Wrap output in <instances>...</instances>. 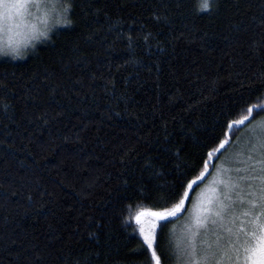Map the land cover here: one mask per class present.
I'll return each mask as SVG.
<instances>
[{
	"label": "snow or ice",
	"instance_id": "1",
	"mask_svg": "<svg viewBox=\"0 0 264 264\" xmlns=\"http://www.w3.org/2000/svg\"><path fill=\"white\" fill-rule=\"evenodd\" d=\"M245 3L249 7L242 9L237 2L232 8L237 14L247 17V22L233 25L234 35L226 39L244 56L260 61L259 71L252 76L244 74L251 83L240 84L241 89L251 94L264 89V0H258V3L245 0ZM184 6L185 0H150L146 10L150 15L138 13L133 18L129 13L131 23H127L122 17L113 19L109 15V0H0V59L17 61L29 55L38 58V46H43L45 50L55 49L60 36L70 32L81 33L84 44L100 46L92 48V54L97 57L103 55L108 62L101 65L98 61V67L91 70L88 49L81 43L69 44L59 50L52 67L44 69L42 79L35 83V89L46 90L51 98L59 95L69 102L76 100L83 103L95 98L97 81L102 82L105 94L115 90L114 78L106 75L101 68L111 69L109 54L117 44H123V51L128 53V57L123 58L121 66L133 68L132 75L137 82L142 75L155 82L156 102L151 109L152 115H156L162 112L157 53L162 56L168 48L174 50L176 43L193 38L184 31L177 33L173 27L175 17L187 16ZM226 7L227 0H200L194 16L199 18L205 14L214 19ZM100 16L104 17L106 24L96 27ZM149 22L158 26L160 31L153 32ZM164 25L168 26L167 35L161 40L159 35L164 31ZM206 36L205 32L200 39ZM139 51L147 55H138ZM74 67L80 75L72 74ZM12 75V79L0 78V133H3L0 136V151L9 152L13 151V142L9 139L12 129L9 123L2 122L5 117L16 128H20L24 120L41 127L57 118L47 111L28 110V101H35L33 89L28 85L37 80V74L25 78L23 83L15 78V73ZM125 83H128L127 79ZM120 99L124 100L127 110L130 96L126 90ZM239 99L243 100V95ZM21 104L24 111L18 118ZM233 106L235 101L228 106L229 111H220L218 117L223 119L214 120L211 132L201 136L185 133L201 150V159L191 163L185 155L186 143L182 145L176 140L170 129V123H176L175 117L171 122L162 118L158 126H150L147 136L138 138L143 151L139 148L121 150L116 161L120 165L116 172L117 182L108 193L105 210L97 217L88 218L86 227L95 229L87 234L94 249L65 253L62 246L54 251L37 247L27 264H124L119 245L113 243L115 237L111 225L118 220L121 229L127 232L129 219L124 215L125 210L131 208L132 201L141 202L143 207L145 200L154 201L153 206L160 210L138 211L134 217L136 227L128 233L138 240V247L133 252L145 257L144 264H264V118L256 123V116L264 113V106L248 107L241 119H229ZM192 110L189 108V111ZM143 123H148L147 117ZM195 127L199 130L200 125ZM242 128L246 129V139L240 146L241 158L224 170L227 175L212 190L215 195L200 202L194 224L173 241L164 231L167 222L170 217H177L182 212L190 199L189 190L199 186L198 181H202L205 171H201L195 179L189 177L201 162L207 170L209 158L219 159V156L213 157V153L222 155L226 145L232 143L231 136ZM217 129L220 131L217 132ZM24 132L30 138L27 127ZM63 139L67 141L69 137ZM45 195L49 193L40 189L39 180L28 177L19 179L18 189L10 184L8 192H0V198L24 196L30 206L34 197L42 200Z\"/></svg>",
	"mask_w": 264,
	"mask_h": 264
},
{
	"label": "trees",
	"instance_id": "2",
	"mask_svg": "<svg viewBox=\"0 0 264 264\" xmlns=\"http://www.w3.org/2000/svg\"><path fill=\"white\" fill-rule=\"evenodd\" d=\"M149 2L150 0H109V15L113 19L122 17L124 21L131 23L129 13L133 18L138 13L150 15L146 11ZM237 2L242 9L249 7L245 0H227L226 10L221 11L214 19H209L205 14H201L199 18L194 16L200 0H185L184 11L187 16L175 17L173 27L177 33L184 31L193 38L176 43L174 50L168 48L162 56L157 53L162 112H157L156 115H152L151 109V105L156 102L155 82L143 75L137 82L132 75L133 68L121 66L123 58L128 57V53L123 51V44H117L109 54L111 69L101 68L106 75L114 78L115 90L105 94L102 82L97 81L95 98H89L83 103L76 100L69 102L59 95L51 98L46 90L35 89V83L42 79L44 69L51 68L59 50L69 44L81 43L88 49L92 60L91 70L98 67V61L101 65L108 62L103 55L97 57L92 54L91 49H98L100 46L93 44L90 47L84 44L81 33L70 32L60 36L55 49L45 50L43 46H38V58L29 55L24 60L17 61L0 59V78L12 79V74L15 73V78L23 83L25 78L37 74V80L28 85L33 89L35 97L34 102L28 101V110L47 111L50 116L57 117L54 122L41 127L24 120L22 126L16 128L6 117L2 121L9 123L12 129L9 139L13 142V151H0V183L3 185L0 192H8L10 184L18 189L19 179L28 177L39 180L40 189L46 190L49 195H45L42 200L34 197L31 206L24 196L0 198V264H27L37 247L54 251L62 246L65 253L94 249L87 234L95 229L86 225L89 217H97L105 210L109 200L108 193L117 182L116 172L120 165L116 161L120 158L121 150L139 148L143 151L138 138L147 136L149 127L158 126L162 118L170 122L173 117L176 118L175 124L170 123V129L176 140L182 145L186 143L185 155L191 163L201 159V150L185 133L201 136L202 133L211 132L214 120L223 119L218 117L220 111H229L228 106L233 105V101L235 106L231 107L229 119H241L248 107L264 106V89L250 94L240 87L241 82L251 83L244 74L252 76L259 71L260 61L244 56L226 39L234 35L233 25L240 24L241 21L247 22V17L233 10L232 5ZM253 3H258V0H253ZM105 24L104 17L100 16L95 26ZM149 24L153 32L160 31L158 26L151 22ZM163 28L164 31L159 35L161 40L167 35L168 26L164 25ZM205 32L207 36L200 39ZM138 55L147 54L139 51ZM72 74L80 75L75 67ZM125 90L130 96L127 110L124 100L120 99ZM240 95H243V100L239 99ZM189 108L193 110L189 111ZM22 111L24 109L21 104L17 112L18 118ZM116 112L120 114L116 115ZM146 117L148 123L144 124L143 119ZM262 118L264 113L257 115L256 121ZM196 124L200 125L199 130L196 129ZM82 125L87 127L83 128ZM25 127L31 134L30 138L24 132ZM242 130L243 128L231 136V141ZM216 131L219 132L220 129ZM64 137L69 139L65 141ZM216 156L220 159L222 155L213 153V157ZM219 159L209 158L207 170L201 162L189 179H195L201 171H205L202 181H198L200 186ZM199 186L189 190L190 199L186 201L182 212L177 217H170L167 222L164 231L173 241V227L187 212ZM140 203L132 201L131 208L124 212L129 219L127 232L121 229L118 220H114L111 225L115 237L113 243L119 245L120 258L124 264H144L145 261L144 256L133 252L138 247V240L128 235L136 227V213L160 210L153 206L154 201H143V207Z\"/></svg>",
	"mask_w": 264,
	"mask_h": 264
},
{
	"label": "rangeland",
	"instance_id": "3",
	"mask_svg": "<svg viewBox=\"0 0 264 264\" xmlns=\"http://www.w3.org/2000/svg\"><path fill=\"white\" fill-rule=\"evenodd\" d=\"M35 11L36 10L33 9L34 14ZM259 122H261V119L256 121V123ZM245 131L246 129H243L242 132L232 140L231 144L226 145V150H224L213 171L195 192L192 203L187 209V212L173 227V235L175 239L184 234L186 230L194 224L197 206L200 202L215 195L212 190L217 188L218 182L226 177L227 173L224 170L232 167L233 162L241 158L239 156V150L243 141L246 139Z\"/></svg>",
	"mask_w": 264,
	"mask_h": 264
}]
</instances>
